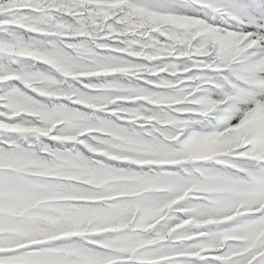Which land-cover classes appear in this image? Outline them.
<instances>
[{"label": "snow or ice", "instance_id": "obj_1", "mask_svg": "<svg viewBox=\"0 0 264 264\" xmlns=\"http://www.w3.org/2000/svg\"><path fill=\"white\" fill-rule=\"evenodd\" d=\"M0 264H264V0H0Z\"/></svg>", "mask_w": 264, "mask_h": 264}]
</instances>
